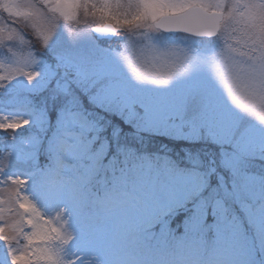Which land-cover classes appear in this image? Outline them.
<instances>
[{"label":"rangeland","instance_id":"1","mask_svg":"<svg viewBox=\"0 0 264 264\" xmlns=\"http://www.w3.org/2000/svg\"><path fill=\"white\" fill-rule=\"evenodd\" d=\"M27 2L0 0V77L23 69L0 80V120L28 121L0 129V198L9 177L35 207L65 196L51 202L79 239L54 249L98 239L116 264H264V109H241L219 76L247 62L236 22L210 39L111 22L105 42L90 32L109 23L97 11L57 18L45 43L51 22L33 28ZM222 2L227 17L244 0ZM121 3L130 19L135 0ZM8 249L0 240V264Z\"/></svg>","mask_w":264,"mask_h":264},{"label":"snow or ice","instance_id":"2","mask_svg":"<svg viewBox=\"0 0 264 264\" xmlns=\"http://www.w3.org/2000/svg\"><path fill=\"white\" fill-rule=\"evenodd\" d=\"M26 19L32 22L33 28L40 29V22L50 23L44 42L47 43L55 27V20L74 21L83 14L95 15L101 13L106 19L108 28L111 22L122 26H134L149 21L157 28H177L200 35L216 34L225 22L234 20L237 24L236 32L241 33L237 44H242L246 51L247 62L237 63L219 72L225 83L232 101L245 111L252 112L255 108L264 109V0H244L228 11L227 17L221 11L225 8L222 0H135V11L131 18L121 19L119 9L124 7L121 0H103L99 8L94 0H28ZM15 34L8 33L7 39ZM3 35H0L2 38ZM235 51V49H233ZM23 69H10L7 76L0 80L19 74ZM28 79L34 78L36 73H26ZM164 80L163 82H166ZM264 121V114L260 116ZM27 120H0V129H18ZM15 189L10 191L8 198H0V240L9 245L8 254L11 264H63L55 243H67L69 237L65 234L63 222L59 215L56 219L43 216L32 201L22 192L26 180L21 177H9ZM10 205L5 209L3 205ZM5 211L15 212V217L9 223ZM25 225L30 231H25ZM23 238L25 243L20 247H12L13 242Z\"/></svg>","mask_w":264,"mask_h":264},{"label":"bare ground","instance_id":"3","mask_svg":"<svg viewBox=\"0 0 264 264\" xmlns=\"http://www.w3.org/2000/svg\"><path fill=\"white\" fill-rule=\"evenodd\" d=\"M47 196L48 198L42 199L40 205L36 206V208L45 217L56 219L59 215V219L64 225L65 234L69 239L71 236H74V241H77L79 239L77 227L72 224V220H67L64 213L58 212V207L54 208L51 202L57 200L60 205H63L66 202L65 196H61L56 188L52 190L51 194H47ZM90 241L91 243H89ZM90 241L87 242L89 244H81L80 249L78 244L67 249H56L63 264H71L70 261L72 260H76V262L80 260L84 264H102L101 262L103 264H116L114 258L108 254L107 245L104 242L98 239ZM54 245L59 246L60 243H55Z\"/></svg>","mask_w":264,"mask_h":264},{"label":"water","instance_id":"4","mask_svg":"<svg viewBox=\"0 0 264 264\" xmlns=\"http://www.w3.org/2000/svg\"><path fill=\"white\" fill-rule=\"evenodd\" d=\"M111 27L114 28L115 31H112V30H110L108 28V23H103L101 25H94V26H92L90 28V32L98 40H107V41H110L114 37L115 32H116V28L112 24H111ZM153 27L155 29L159 30L162 33H180V34L188 35V36L195 37V38H206V39H210V38L215 37L217 35V33H218L217 32L214 35L208 36V35H200V34H197L195 32H187V31H184L182 29H177V28H171V29H167V28H157L154 25H153Z\"/></svg>","mask_w":264,"mask_h":264},{"label":"trees","instance_id":"5","mask_svg":"<svg viewBox=\"0 0 264 264\" xmlns=\"http://www.w3.org/2000/svg\"><path fill=\"white\" fill-rule=\"evenodd\" d=\"M150 145H151V143H150ZM152 147H156V148H158V147H160V146H163L162 144H160L159 143V141H156L153 145H151Z\"/></svg>","mask_w":264,"mask_h":264}]
</instances>
